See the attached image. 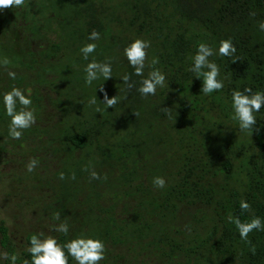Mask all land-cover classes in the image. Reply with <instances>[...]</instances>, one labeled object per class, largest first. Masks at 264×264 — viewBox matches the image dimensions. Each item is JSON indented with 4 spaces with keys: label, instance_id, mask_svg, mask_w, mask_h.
<instances>
[{
    "label": "trees",
    "instance_id": "16d2710c",
    "mask_svg": "<svg viewBox=\"0 0 264 264\" xmlns=\"http://www.w3.org/2000/svg\"><path fill=\"white\" fill-rule=\"evenodd\" d=\"M37 1L40 12L49 11L50 18H60L75 53L87 42L91 30L100 33L90 59H111L113 76L101 86L105 88L104 82L112 81L114 91L105 88L106 94L122 97L104 111L103 94L94 89L99 81L85 85L84 74H77L79 88L96 95L99 114L104 120L116 118L112 125L118 129L114 138L107 130L91 129L79 110L74 119L84 122L63 132L70 151L85 152L70 162L68 171L71 179L82 183L71 188L72 184H64L62 197H71L67 198L71 209L87 206L92 210L96 232L88 234L110 244L117 258L112 264L133 263L136 253V264H146L151 251L172 264H206L209 255L217 257V264H264V230H253L243 241L225 219L228 214L241 220L253 214L264 218V106L256 114V128L249 135L257 152L234 139L237 128L229 119L232 89H264V32L257 27L264 20V0H121L114 6L103 0ZM112 14L116 16L110 19ZM114 19L120 30L115 31ZM134 36L150 42L144 75L153 57L157 64L152 67L165 73L166 86L159 97H142L136 91L141 77L131 75L133 69L122 55L123 47ZM225 38L236 48L233 56L209 58L219 66L220 76L226 77L224 88L204 96L199 93L200 79L187 71L189 57L196 44L206 42L215 50ZM51 47L58 49L59 45ZM124 72L133 82L126 91L117 76ZM169 111H175L173 121ZM153 149L175 151L174 174H166L161 164L146 168L153 159ZM89 164L99 179H91L84 170ZM236 172L243 177L239 182ZM157 175L165 179L163 189L151 183ZM241 199L250 204V211L239 209ZM196 203H203L211 214V222L203 229L193 224L189 206ZM64 221L70 226L69 220ZM77 235L68 232L57 240L63 243ZM0 250L15 254L17 264L29 258L26 250L17 251L1 219ZM0 264H8V260L2 258ZM68 264H74L71 257Z\"/></svg>",
    "mask_w": 264,
    "mask_h": 264
},
{
    "label": "rangeland",
    "instance_id": "374dc122",
    "mask_svg": "<svg viewBox=\"0 0 264 264\" xmlns=\"http://www.w3.org/2000/svg\"><path fill=\"white\" fill-rule=\"evenodd\" d=\"M120 1L103 0L105 4L112 6ZM37 2L25 0L21 8L0 9V56H6L10 61L9 65L0 66V92L12 86L26 90L31 96V107L36 114L35 124L24 131L20 140H13L7 134L8 117L3 114L0 106V219L7 226L19 253L27 249V241L33 233L42 232L58 238L61 233L52 230L55 223L52 215L57 212L60 213L62 220H69L68 232L72 236L76 233L80 235L96 232L94 228L96 223L93 221L96 219L92 210L87 206L77 210L71 209L67 203L71 197L68 196V199L62 197L64 184H67V187L72 184L69 186L71 188L82 183V180L71 179L68 171L70 162L85 152L70 151L65 144L63 132L68 127L80 126L84 121L88 122L87 126L91 129L107 130L111 138H114L118 129L112 125L117 122L116 118L104 120V117L95 112L94 107L88 103L92 95L83 92L79 88V81L75 79L77 74L81 75V72L83 74L82 69L86 62L75 59V56L80 57L79 51L76 53L73 51L71 40L60 26V18L54 16L50 18L49 11L40 12ZM114 15L112 14L110 19ZM112 22L115 31L120 30L117 19ZM137 37L134 36L133 39ZM52 44H58L60 49L52 48ZM9 70L16 73L15 80L8 78ZM103 85L114 91L112 81H105ZM105 88L104 93H109ZM163 88L157 89L156 97H159ZM79 110L85 115L84 121L80 123L74 119L75 112ZM234 132V139L239 144L241 142L247 144L253 152H257L253 140L238 129ZM150 154L153 159L147 161L146 168L161 164L165 166L166 174L175 173L176 169L173 170V165L176 164V158L173 156L175 151L165 153L164 150L153 149ZM29 158L38 159L32 173L26 172L24 167ZM60 172L64 173L63 180L58 178ZM236 173L238 174L236 180L239 182L243 177L239 175L240 172ZM220 179L216 180L220 185L224 184ZM95 194L93 196H96ZM125 204L129 205L127 201ZM189 207L193 210L194 227L203 229L206 223L211 222L210 211L208 212V207L203 203ZM89 221L92 224L87 223ZM104 245L105 258L99 264H112L117 258L111 252L110 244ZM134 257L138 259L137 253ZM136 259L130 264H136ZM206 261V264L218 263L217 257L210 255ZM146 264L172 263L167 259H158L151 251L148 253Z\"/></svg>",
    "mask_w": 264,
    "mask_h": 264
},
{
    "label": "clouds",
    "instance_id": "9594fccd",
    "mask_svg": "<svg viewBox=\"0 0 264 264\" xmlns=\"http://www.w3.org/2000/svg\"><path fill=\"white\" fill-rule=\"evenodd\" d=\"M25 0H0V9L21 8ZM258 30L264 32V20H260L257 24ZM100 39V33L93 29L87 34V42L83 43L78 51L82 60L86 61L83 66V82L85 85H92L93 82L99 81L95 88L103 94L102 104L104 111L106 108H113L122 97L117 95L108 96L104 93L101 82L113 76L112 62L110 58L97 60L90 56L97 48L96 41ZM150 46L147 39L139 37L129 41L122 49V55L127 60L128 65L133 69L131 75L141 77L136 91L142 96L155 95L158 88L166 86L165 73L158 68L152 67L157 64V59L153 57L148 61L147 67L150 70L144 75L146 68V49ZM236 48L230 38L221 39L215 47V50L206 42H200L195 45V51L189 57L191 63L187 67V71L192 73V77L200 79L199 93L207 96L213 92H219L224 88L226 77L220 76V69L214 60L209 59L212 56L231 57L235 53ZM235 60V59H233ZM10 64L8 57L0 56V66ZM7 76L11 80L16 79V73L9 70ZM124 90L133 87L130 81V74L124 72L118 75ZM191 83V80H190ZM168 88V82H167ZM95 93V92H94ZM97 97L94 94L89 98L88 103L94 107L95 112L101 109L96 105ZM32 99L23 90L17 86H12L8 90L0 92V106H2L3 114L8 117L7 134L13 140H20L26 129H29L36 122V114L31 107ZM264 106V89L253 91L250 87H244L243 90L234 88L230 92V108L231 115L229 119L234 123L235 127L244 133L248 138L254 128H256L257 113ZM170 108L165 107V110ZM135 114V113H134ZM169 118L173 121L175 111L168 112ZM38 164L37 158H29L24 167L26 172L32 173ZM91 179H99L98 173L91 168V165L85 166ZM60 180L64 179V173L60 172ZM74 178V177H73ZM153 187L163 189L165 187V179L162 176H154L151 180ZM239 209L250 211V204L241 199L239 201ZM226 222L233 225L238 232L239 238L243 241L248 240V234L255 231L264 230V218L258 215H251L247 220H241L238 215L228 214ZM52 220V230L57 233L67 234L69 225L60 218V213H54ZM27 253L29 258H25L22 264H68V258L71 257L75 264H99L105 258V245L103 240L90 234H80L58 243L57 238L52 235H45L42 232L33 233L27 241ZM250 251L254 253V248ZM0 258L7 259L8 264H17V256L0 253Z\"/></svg>",
    "mask_w": 264,
    "mask_h": 264
}]
</instances>
